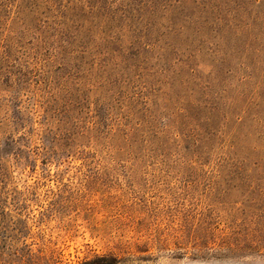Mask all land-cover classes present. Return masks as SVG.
<instances>
[{
	"label": "rangeland",
	"instance_id": "obj_1",
	"mask_svg": "<svg viewBox=\"0 0 264 264\" xmlns=\"http://www.w3.org/2000/svg\"><path fill=\"white\" fill-rule=\"evenodd\" d=\"M142 68L123 97L95 87L100 76L80 87L58 65L18 102L0 91V264H264V160L185 124L182 101ZM85 91L83 107L73 96Z\"/></svg>",
	"mask_w": 264,
	"mask_h": 264
},
{
	"label": "trees",
	"instance_id": "obj_2",
	"mask_svg": "<svg viewBox=\"0 0 264 264\" xmlns=\"http://www.w3.org/2000/svg\"><path fill=\"white\" fill-rule=\"evenodd\" d=\"M150 63L157 91L182 101L185 124L228 143L231 155L264 160V0H0V91L13 102L46 67L58 65L80 87L100 76L95 87L113 98ZM86 92L73 96L83 107ZM71 116L61 119L68 132L78 126L76 110ZM43 121L48 126L47 115ZM46 129L38 135L48 146ZM5 155L2 147L0 161ZM120 263L99 257L83 264Z\"/></svg>",
	"mask_w": 264,
	"mask_h": 264
}]
</instances>
